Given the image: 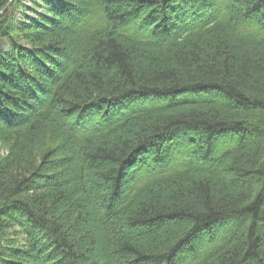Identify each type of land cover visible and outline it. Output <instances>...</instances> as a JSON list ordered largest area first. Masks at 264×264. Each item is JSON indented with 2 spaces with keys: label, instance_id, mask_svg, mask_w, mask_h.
Returning a JSON list of instances; mask_svg holds the SVG:
<instances>
[{
  "label": "trees",
  "instance_id": "obj_1",
  "mask_svg": "<svg viewBox=\"0 0 264 264\" xmlns=\"http://www.w3.org/2000/svg\"><path fill=\"white\" fill-rule=\"evenodd\" d=\"M98 262L264 264V0H0V264Z\"/></svg>",
  "mask_w": 264,
  "mask_h": 264
},
{
  "label": "rangeland",
  "instance_id": "obj_2",
  "mask_svg": "<svg viewBox=\"0 0 264 264\" xmlns=\"http://www.w3.org/2000/svg\"><path fill=\"white\" fill-rule=\"evenodd\" d=\"M164 103H166V101H162L159 104L162 105ZM146 105H147V101L144 100L143 98H137L133 101L124 102V103L117 105L109 117L112 118L113 120H117L126 114L141 110ZM225 149H226L225 145L219 142L217 144L215 151L211 155V158L215 159L219 157L224 152ZM97 264H103V263L98 262Z\"/></svg>",
  "mask_w": 264,
  "mask_h": 264
}]
</instances>
